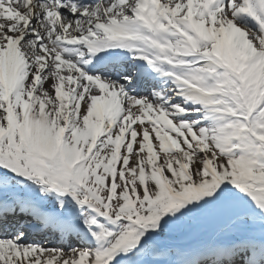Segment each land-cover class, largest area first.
<instances>
[{"label": "snow or ice", "instance_id": "1", "mask_svg": "<svg viewBox=\"0 0 264 264\" xmlns=\"http://www.w3.org/2000/svg\"><path fill=\"white\" fill-rule=\"evenodd\" d=\"M0 264H264V0H0Z\"/></svg>", "mask_w": 264, "mask_h": 264}]
</instances>
